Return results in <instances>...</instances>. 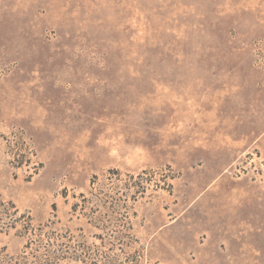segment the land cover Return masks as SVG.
Segmentation results:
<instances>
[{
    "label": "rangeland",
    "instance_id": "rangeland-1",
    "mask_svg": "<svg viewBox=\"0 0 264 264\" xmlns=\"http://www.w3.org/2000/svg\"><path fill=\"white\" fill-rule=\"evenodd\" d=\"M0 264H264V0H0Z\"/></svg>",
    "mask_w": 264,
    "mask_h": 264
},
{
    "label": "crops",
    "instance_id": "crops-1",
    "mask_svg": "<svg viewBox=\"0 0 264 264\" xmlns=\"http://www.w3.org/2000/svg\"><path fill=\"white\" fill-rule=\"evenodd\" d=\"M209 184H211V181L209 182ZM208 196H209V194H207V196H205L204 199L208 198ZM206 202L210 203L209 200H207ZM213 202H218V201L215 200V201H213ZM209 219H210V218H209ZM209 219H208V220H209ZM211 220H212L213 223L210 225L211 227H210L209 229H207V232H206L207 234H206V235H207V240H209V241L211 240V241L214 242V241L217 240V239H216V234H215V232H214L213 229H212V228L214 227V220H215V219L212 218Z\"/></svg>",
    "mask_w": 264,
    "mask_h": 264
},
{
    "label": "trees",
    "instance_id": "trees-1",
    "mask_svg": "<svg viewBox=\"0 0 264 264\" xmlns=\"http://www.w3.org/2000/svg\"><path fill=\"white\" fill-rule=\"evenodd\" d=\"M10 207H12L13 209H15V210H16V207H15V205H14V204H12V203H11Z\"/></svg>",
    "mask_w": 264,
    "mask_h": 264
}]
</instances>
